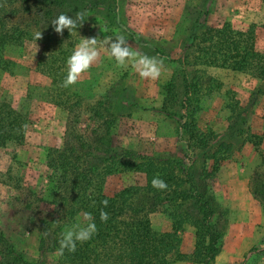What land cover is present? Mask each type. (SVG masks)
I'll list each match as a JSON object with an SVG mask.
<instances>
[{"label":"rangeland","instance_id":"374dc122","mask_svg":"<svg viewBox=\"0 0 264 264\" xmlns=\"http://www.w3.org/2000/svg\"><path fill=\"white\" fill-rule=\"evenodd\" d=\"M83 15L79 38H96L98 59L64 87L69 49L40 67L42 46L37 42L0 44V100L19 112L13 116L18 135L0 146V228L28 264H58L59 254L42 243L56 235L44 231L55 216L53 205L39 196L47 187V154L63 146L67 122L73 115L83 130L89 108L108 91L114 96L116 119L111 142L123 157L119 171L109 175L104 193L113 196L131 185H145V158L175 156L198 172L206 170L225 217L224 244L212 264H264V80L256 77L253 50L264 42L262 0H76ZM206 21L198 40L190 36L196 21ZM124 36L132 51L161 61L160 76L142 77L111 56L110 43ZM209 35V37H208ZM208 37L209 41H204ZM107 39L108 43H105ZM260 52V51H257ZM262 53V52H260ZM264 54V52H263ZM202 77L196 125L213 131L212 147L192 149L179 127L186 110L183 69ZM176 114L174 119L169 114ZM234 127L230 128V125ZM224 145L217 157L216 150ZM226 145V146H225ZM220 158V159H217ZM18 181V182H16ZM30 204V207H28ZM84 221L79 214L63 224L59 234ZM158 232L172 230L164 213L152 216ZM180 232L181 252L192 256L195 228ZM173 264H201L178 261Z\"/></svg>","mask_w":264,"mask_h":264},{"label":"trees","instance_id":"16d2710c","mask_svg":"<svg viewBox=\"0 0 264 264\" xmlns=\"http://www.w3.org/2000/svg\"><path fill=\"white\" fill-rule=\"evenodd\" d=\"M89 10L88 6L79 9L76 0H0V44L23 46L37 42L43 51L39 66L52 65L56 57L79 44L81 26L73 34L65 28L60 35L54 31L51 20L60 14L75 19L77 13L84 15ZM206 25V21H196L190 36L192 42L198 40L200 28ZM37 31L42 32L39 40L34 39ZM208 37L204 41H209ZM252 50L256 77L264 80V54ZM182 81L181 108L186 110V121L179 123V127L192 149L206 152L216 134L200 132L196 125V115L201 109L202 77L184 68ZM113 102L112 91L100 96L89 108L90 116L83 130L79 129L80 119L76 115L69 118L63 146L47 154L45 192L39 196L33 189L28 190L38 201L55 207V216L44 222V231L48 233L55 227L57 236L49 240L43 236L42 243L58 252V264H173L178 261L212 264L222 251L227 225L221 219L225 212L211 185L212 174L206 170L198 172L175 156L148 157L144 159L145 185L128 186L113 196L104 193L107 177L119 171L123 157L129 155L111 142L116 122ZM18 114L10 103L0 100V146L17 137L18 126L12 118ZM175 117L176 114H169L170 119ZM230 128H234L232 124ZM223 148L221 145L216 150V157L224 152ZM157 177L166 182V189L153 187L152 180ZM260 197L264 205V196L260 194ZM101 212L108 214L107 221L101 220ZM85 213L92 215L97 231L90 240L77 242L75 252L62 248L61 226ZM157 213L171 219V231L160 233L154 229L152 216ZM186 223L195 228L192 256L180 250V232ZM0 264H28L1 228Z\"/></svg>","mask_w":264,"mask_h":264},{"label":"clouds","instance_id":"9594fccd","mask_svg":"<svg viewBox=\"0 0 264 264\" xmlns=\"http://www.w3.org/2000/svg\"><path fill=\"white\" fill-rule=\"evenodd\" d=\"M83 23L82 13H77L75 19L71 16L60 14L51 20L54 31L60 35H63L65 28L73 34L74 30L80 28ZM41 36L42 32L37 31L34 34V39L39 40ZM105 43H108L107 39ZM97 44L98 41L96 38L81 39L67 59V76L64 80V87L76 84L80 74L89 70L92 64L98 59L99 51ZM110 51L111 56L115 58L118 65L127 67L128 61H132L133 66L140 72L142 77L156 79L160 76V65L162 62L132 51L124 36H116L115 41L110 43ZM152 185L157 189H166L168 187L166 182L158 177L152 180ZM103 203L107 206V201ZM107 219L108 214L101 212V220L107 221ZM84 221H87V223H83V221L78 222L63 233L60 241L62 248H67L70 252H75L77 242L83 243L92 238L93 234L97 231L92 215L85 213Z\"/></svg>","mask_w":264,"mask_h":264},{"label":"crops","instance_id":"0c3cea01","mask_svg":"<svg viewBox=\"0 0 264 264\" xmlns=\"http://www.w3.org/2000/svg\"><path fill=\"white\" fill-rule=\"evenodd\" d=\"M262 34H264V28L262 31H260ZM256 49L257 51L264 52V42L257 39L256 42Z\"/></svg>","mask_w":264,"mask_h":264}]
</instances>
